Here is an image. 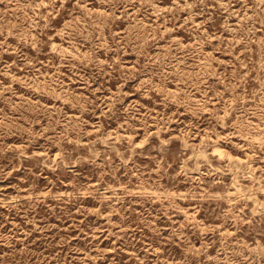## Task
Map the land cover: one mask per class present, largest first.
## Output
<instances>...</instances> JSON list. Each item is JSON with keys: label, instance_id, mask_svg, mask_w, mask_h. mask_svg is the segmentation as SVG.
Here are the masks:
<instances>
[{"label": "rangeland", "instance_id": "374dc122", "mask_svg": "<svg viewBox=\"0 0 264 264\" xmlns=\"http://www.w3.org/2000/svg\"><path fill=\"white\" fill-rule=\"evenodd\" d=\"M0 264H264V0H0Z\"/></svg>", "mask_w": 264, "mask_h": 264}]
</instances>
